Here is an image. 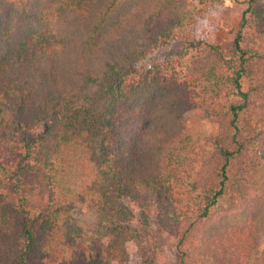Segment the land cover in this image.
I'll list each match as a JSON object with an SVG mask.
<instances>
[{"label": "trees", "instance_id": "trees-1", "mask_svg": "<svg viewBox=\"0 0 264 264\" xmlns=\"http://www.w3.org/2000/svg\"><path fill=\"white\" fill-rule=\"evenodd\" d=\"M244 2L227 56L205 39L195 0H0V264L65 252L70 264H136L131 203L177 226L184 186L206 202L172 228L187 249L174 264H251L264 239V155L252 152L264 134V0ZM176 38L196 52L186 71L139 70ZM194 111L219 133L192 136ZM241 112L257 123L241 126ZM81 200L106 239L68 237L63 219Z\"/></svg>", "mask_w": 264, "mask_h": 264}, {"label": "rangeland", "instance_id": "rangeland-1", "mask_svg": "<svg viewBox=\"0 0 264 264\" xmlns=\"http://www.w3.org/2000/svg\"><path fill=\"white\" fill-rule=\"evenodd\" d=\"M197 5L205 7V17L210 25L204 27L205 39L213 44H220L222 51L227 56L235 53V37L242 22L243 10L247 6L244 0H219L214 3L200 4L195 0ZM183 42L176 38L172 42L155 48L150 54L139 61V70L145 71L150 67L164 65L168 62L176 63L178 69L186 71L190 60L195 51L185 53ZM198 112H190L186 124V130L194 137L215 136L220 131L219 122L213 117L197 116ZM202 114V113H200ZM239 124L241 126L248 125L253 127L257 123V118L253 115L241 112L239 116ZM253 153L264 155V134L259 139L258 145L252 149ZM224 197H222L215 207L225 206ZM206 202L203 191L193 190L191 186H184L176 189V194L172 200V207L182 215L180 221H177V226L167 223L162 226L159 222V211L156 207L149 205L143 198L131 203L133 214L131 217V227L135 229L137 235L140 236L143 243L137 244L134 241H129L127 249L130 251L133 263L136 264H174L175 252L180 254L187 251L186 246L177 248L178 238L173 227H178L182 231L183 223L181 220L186 215L195 214L198 207ZM65 232L71 240H76L78 237H84L90 240L106 239L107 229L105 222L100 218L99 211L96 205L88 200L78 201L73 206L63 219ZM144 249V250H143ZM178 253V254H179ZM69 256L65 255L58 258L54 264H70ZM11 259L13 264H19L17 255L12 254ZM251 264H264V239L262 244L253 254ZM179 264V263H178ZM189 264V263H188Z\"/></svg>", "mask_w": 264, "mask_h": 264}]
</instances>
